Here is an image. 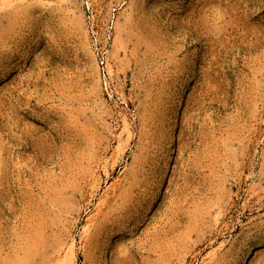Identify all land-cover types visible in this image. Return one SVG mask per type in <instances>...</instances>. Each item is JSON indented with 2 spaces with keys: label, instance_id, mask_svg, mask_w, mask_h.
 <instances>
[{
  "label": "rangeland",
  "instance_id": "374dc122",
  "mask_svg": "<svg viewBox=\"0 0 264 264\" xmlns=\"http://www.w3.org/2000/svg\"><path fill=\"white\" fill-rule=\"evenodd\" d=\"M160 2L0 0V264H264V0Z\"/></svg>",
  "mask_w": 264,
  "mask_h": 264
},
{
  "label": "snow or ice",
  "instance_id": "6c2138e0",
  "mask_svg": "<svg viewBox=\"0 0 264 264\" xmlns=\"http://www.w3.org/2000/svg\"><path fill=\"white\" fill-rule=\"evenodd\" d=\"M176 2V0H161V4H168V5H170V4H172V3H175ZM129 212H132V211H134V208H129V210H128ZM115 239H118V237H114V240Z\"/></svg>",
  "mask_w": 264,
  "mask_h": 264
},
{
  "label": "built area",
  "instance_id": "2783aa9c",
  "mask_svg": "<svg viewBox=\"0 0 264 264\" xmlns=\"http://www.w3.org/2000/svg\"><path fill=\"white\" fill-rule=\"evenodd\" d=\"M101 65H104V60L101 58Z\"/></svg>",
  "mask_w": 264,
  "mask_h": 264
},
{
  "label": "clouds",
  "instance_id": "9594fccd",
  "mask_svg": "<svg viewBox=\"0 0 264 264\" xmlns=\"http://www.w3.org/2000/svg\"><path fill=\"white\" fill-rule=\"evenodd\" d=\"M213 7H216V6H213ZM216 11H217V12H220V9L217 7V8H216Z\"/></svg>",
  "mask_w": 264,
  "mask_h": 264
}]
</instances>
